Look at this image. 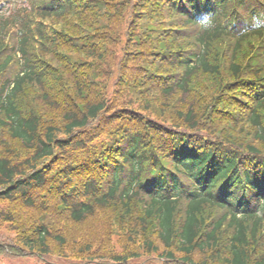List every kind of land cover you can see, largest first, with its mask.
<instances>
[{"label":"trees","instance_id":"16d2710c","mask_svg":"<svg viewBox=\"0 0 264 264\" xmlns=\"http://www.w3.org/2000/svg\"><path fill=\"white\" fill-rule=\"evenodd\" d=\"M262 86L264 0H0V257L264 264Z\"/></svg>","mask_w":264,"mask_h":264},{"label":"rangeland","instance_id":"374dc122","mask_svg":"<svg viewBox=\"0 0 264 264\" xmlns=\"http://www.w3.org/2000/svg\"><path fill=\"white\" fill-rule=\"evenodd\" d=\"M159 106H160V102H159ZM248 112V111H247ZM246 112V113H247ZM134 241V246H135V250L138 251L139 253H141L140 245H141V240H139V243H136V239L133 240ZM120 250H122L121 248H119ZM118 249L119 252H121ZM176 249V248H175ZM173 250L174 253H176V250ZM177 255V256H176ZM175 258H174V262L173 263H166V261L164 259H160L158 257V255H153L150 257V254H146V255H142V258L140 260L134 259L131 264H179L180 263V255L179 253H176ZM193 259H195L196 261H198L197 257H194ZM0 264H45L43 261H41L38 258H18L15 256H11V255H3L0 257Z\"/></svg>","mask_w":264,"mask_h":264}]
</instances>
